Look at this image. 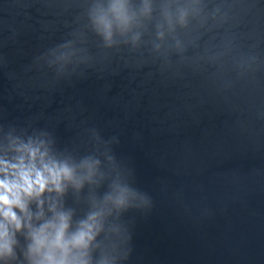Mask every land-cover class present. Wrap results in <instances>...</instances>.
<instances>
[{"label": "water", "instance_id": "water-1", "mask_svg": "<svg viewBox=\"0 0 264 264\" xmlns=\"http://www.w3.org/2000/svg\"><path fill=\"white\" fill-rule=\"evenodd\" d=\"M150 2L139 40L106 47L90 15L107 0H0V142L38 137L60 159L100 162L62 197L73 220L104 210L91 264H264V66L227 98L163 71L247 53L254 25H221L211 14L233 0H201L161 41L162 11L192 0ZM60 52L73 53L62 69ZM116 185L135 194L119 210L105 201ZM15 240L0 264H29L25 230Z\"/></svg>", "mask_w": 264, "mask_h": 264}, {"label": "clouds", "instance_id": "clouds-1", "mask_svg": "<svg viewBox=\"0 0 264 264\" xmlns=\"http://www.w3.org/2000/svg\"><path fill=\"white\" fill-rule=\"evenodd\" d=\"M200 2L192 0L187 8H178L175 17L165 8L164 23L157 25L156 39L164 40L177 24L185 26L188 8L196 12ZM152 11L150 0H142L138 6L130 0H107L94 7L90 20L106 47L112 46L117 34L131 33L130 40L135 44L140 34L133 32L134 27L142 17H150ZM211 15L221 25L236 26L246 19L252 23L255 38L247 43L249 51L231 59L214 58L188 69L163 71L182 80L196 77L216 95L227 98L228 94H236L264 66V52L260 48L264 9L247 0H233L223 11L216 8ZM175 46L181 48V42L176 41ZM155 47L159 50L160 44ZM72 55V52L54 54L50 63H58L62 69ZM5 139L6 143L0 142V262L13 254L15 234L23 229L29 241V264H91L90 250L102 229L104 210L94 208L83 218L73 220L74 213L63 206L62 197L69 188L78 191L86 181L91 183L100 162L91 158L79 163L60 159L38 137L22 139L9 135ZM134 195L127 187L116 185L105 201L119 210ZM98 264H111V261L102 259Z\"/></svg>", "mask_w": 264, "mask_h": 264}]
</instances>
